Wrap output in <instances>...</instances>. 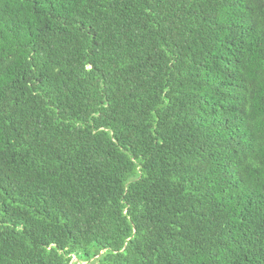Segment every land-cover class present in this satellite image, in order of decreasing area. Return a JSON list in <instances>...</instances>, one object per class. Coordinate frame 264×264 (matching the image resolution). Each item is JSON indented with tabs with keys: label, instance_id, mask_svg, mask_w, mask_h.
<instances>
[{
	"label": "trees",
	"instance_id": "1",
	"mask_svg": "<svg viewBox=\"0 0 264 264\" xmlns=\"http://www.w3.org/2000/svg\"><path fill=\"white\" fill-rule=\"evenodd\" d=\"M0 264H264V0H0Z\"/></svg>",
	"mask_w": 264,
	"mask_h": 264
}]
</instances>
